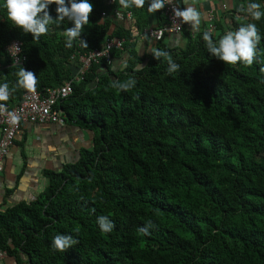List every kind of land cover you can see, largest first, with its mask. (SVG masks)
<instances>
[{
  "label": "trees",
  "instance_id": "obj_1",
  "mask_svg": "<svg viewBox=\"0 0 264 264\" xmlns=\"http://www.w3.org/2000/svg\"><path fill=\"white\" fill-rule=\"evenodd\" d=\"M238 1L241 8L226 28L217 23L211 37L255 23L261 41L254 63L224 64L208 53L206 31L194 36L186 26L179 34L184 48L163 41L154 46L179 65L169 73L167 58L138 48L147 3L127 8L135 22L130 28L114 16L119 0H89V24L68 48L62 32L72 22L52 25L34 40L11 26L0 0L6 66L0 84L10 89L19 69L8 66L3 48L14 40L40 92L70 81L76 69L71 59L101 49L106 39L123 42L112 61L125 59L117 71L112 64L92 65L84 82L55 106L64 125L92 133V147L60 172L47 173L36 202L0 215V251L20 253L29 264H264V17L256 21L243 11L251 2L264 11V0ZM55 8L49 5L53 18ZM108 14L112 18L103 17ZM155 14L163 27L162 9ZM130 78L136 81L130 90L113 87ZM22 92L17 88L5 103L19 104ZM100 216L114 223L111 232L100 230ZM148 221L154 227L144 234L138 229ZM57 234L78 243L54 251Z\"/></svg>",
  "mask_w": 264,
  "mask_h": 264
},
{
  "label": "clouds",
  "instance_id": "obj_2",
  "mask_svg": "<svg viewBox=\"0 0 264 264\" xmlns=\"http://www.w3.org/2000/svg\"><path fill=\"white\" fill-rule=\"evenodd\" d=\"M170 2V0H169ZM147 3V11L155 13L165 7L166 0H119V5L123 8H143ZM186 7L173 8L174 17L181 23L190 26L192 30H198L201 24V12L195 6H192L189 0H184ZM55 4V18L50 15L49 5ZM182 6V5H181ZM2 7L6 11V18L11 22V26L20 29L25 34H31L32 39L39 40L42 35H46L50 26L59 27L66 19L72 22V27L64 29L62 35L66 38L65 46L71 48L73 41L80 37L85 25L89 24V18L93 11V5L89 0H3ZM262 5L251 2L243 11L253 20H260L264 17V11H261ZM203 40L208 53L219 61L227 65H236L242 63L245 66H251L257 55V46L261 41L260 32L255 23L242 24L234 31H227L217 40H213L211 34L205 32ZM83 47L87 48V42L80 39ZM19 52L17 46H13ZM154 59L161 57L167 58L169 73L177 72L179 65L176 64L169 54L163 50L151 49ZM19 64V61L17 60ZM264 71V69H261ZM17 81L14 88L10 89L8 83L0 84V101H7L13 91L17 88L25 89L28 92H34L38 84L37 75L20 66L16 73ZM136 84L135 79H129L126 82L115 81L113 87L118 90L128 91ZM3 105L0 104V109ZM12 122L18 121L17 116H12ZM3 211V209H0ZM97 224L104 233L111 232L114 223L107 216L97 218ZM154 227L151 221L138 229L144 234H148L150 228ZM71 235L57 234L51 241V247L54 251L66 252L77 244Z\"/></svg>",
  "mask_w": 264,
  "mask_h": 264
},
{
  "label": "crops",
  "instance_id": "obj_3",
  "mask_svg": "<svg viewBox=\"0 0 264 264\" xmlns=\"http://www.w3.org/2000/svg\"><path fill=\"white\" fill-rule=\"evenodd\" d=\"M189 2L202 16L198 30H192L187 25L194 36L206 30L212 21L215 28L217 23L226 28L232 12L241 8L238 0H189ZM182 6L183 8L187 6L184 0ZM116 10L127 11L120 5ZM104 17L110 19L112 15ZM133 19L132 17L127 21L130 28H135ZM148 25L158 26L156 14L146 11L145 26ZM216 34L217 30L214 32V35ZM145 43V40H140L138 48L140 52L146 49V52L150 53L156 43L148 42V48L145 47ZM163 44L172 49H182L186 45V40L182 35L170 34L164 37ZM124 60H113L111 64L116 71L121 70ZM0 63L2 65V58ZM92 140L91 132L74 125L24 124L1 166L0 209L3 211H0V215L15 207L25 208L36 202L48 185L47 173H58L65 165L76 162L81 150L91 149ZM27 261L20 253L9 255L4 252V255L0 256V264H29Z\"/></svg>",
  "mask_w": 264,
  "mask_h": 264
},
{
  "label": "built area",
  "instance_id": "obj_4",
  "mask_svg": "<svg viewBox=\"0 0 264 264\" xmlns=\"http://www.w3.org/2000/svg\"><path fill=\"white\" fill-rule=\"evenodd\" d=\"M108 4H113L115 0H106ZM173 8H181L179 0H166L165 7L162 9V14L165 17L166 24L163 27L148 25L140 31V40H150L158 43L164 40L166 35L181 34L186 24L174 17ZM114 16L120 21H128L132 19V14L115 10ZM104 17V15H103ZM212 20V19H211ZM215 30L214 22H210L206 27V32L213 33ZM122 41L109 40L104 41L101 49H96L85 55L74 56L71 60L75 61L76 69L70 81L62 86L54 89H45L44 91L28 92L23 89L21 101L16 105H9L5 101H0L3 108L0 109V172L1 166L8 154L9 148L13 144V140L21 133L22 126L26 123L30 124H56L64 126L60 116V111H55V106L66 100L72 94V87L75 84L84 82L85 75L88 73L92 65L103 63L110 65L112 62V51L122 50ZM19 48L17 52L16 48ZM21 43L17 40L11 41L3 48L5 58L9 61V67L24 68L25 58L22 56ZM19 61V64L17 63ZM6 66L1 65L0 71ZM12 116H17L18 121L12 122ZM4 255L0 251V256Z\"/></svg>",
  "mask_w": 264,
  "mask_h": 264
}]
</instances>
